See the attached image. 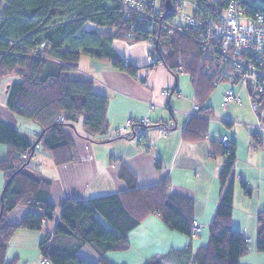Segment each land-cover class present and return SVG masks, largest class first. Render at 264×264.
<instances>
[{
  "label": "trees",
  "instance_id": "trees-1",
  "mask_svg": "<svg viewBox=\"0 0 264 264\" xmlns=\"http://www.w3.org/2000/svg\"><path fill=\"white\" fill-rule=\"evenodd\" d=\"M228 1L219 0L217 13ZM237 1L245 7L246 16L252 19L264 14V0ZM210 9L205 14L216 15ZM147 13V9L142 15L132 12L125 0H0V80L9 76L18 79L9 85L7 108L16 117L33 122L38 130L35 139L30 140L13 127L0 123V144L6 145L9 152L0 162V173L4 177L0 200V264H16L5 260V253L17 230H40L44 223L53 222L56 217V206L49 200L51 183L31 166L35 155L46 153L57 165L73 161L74 131L68 125H75L79 119L85 140L97 142L107 134L108 96L99 92L89 78L79 74L81 56L110 62L114 69L136 77L138 67L119 57L113 41L150 43L151 60L156 59L175 76L177 69H181L192 80L193 101L201 118H190L183 136L194 139L206 132L211 111L204 102L215 90L214 83L218 78L216 74L207 76L205 71L216 65L202 59L192 27L181 26L178 31H167L161 25L167 21L174 24V18L163 12L152 21L146 17ZM86 23L95 27L86 29ZM97 27L113 29V33L100 34ZM34 50L41 54H34ZM72 73L76 76L71 77ZM258 106L264 108V95ZM252 137L260 143L259 137ZM37 139L40 141L36 144ZM210 143L214 153L223 157L218 173L220 185L228 184L209 227V244L199 248L192 260L196 264H240L239 258L248 249L244 234L230 224L234 146L231 142L229 148H223L219 140ZM168 187L169 180L165 178L152 188L89 201L62 202L53 232L38 245L42 258L51 264H114L105 254L126 250L130 232L154 214L159 215L170 230L193 236L191 203L170 195ZM18 206L28 210L20 222L13 223L6 216ZM258 227L257 249L263 251V217H260ZM53 236L71 237L73 245L54 247L51 244ZM82 245L93 246L100 256L99 261L90 262L77 256ZM186 251L188 249L183 252Z\"/></svg>",
  "mask_w": 264,
  "mask_h": 264
},
{
  "label": "crops",
  "instance_id": "crops-1",
  "mask_svg": "<svg viewBox=\"0 0 264 264\" xmlns=\"http://www.w3.org/2000/svg\"><path fill=\"white\" fill-rule=\"evenodd\" d=\"M86 25V29L95 27L92 24L87 28ZM146 44L113 41L114 51L119 57L138 67L136 77L114 69L110 62H98L84 55L81 56L83 59L80 57L78 67L81 66L82 71L91 77L99 92L108 96L107 134L97 142L85 140L79 119L73 125L74 133L79 135L72 133L76 149L73 161L57 165L46 153L35 155L31 166L51 183L49 200L56 206V217L53 222L44 223L40 230H17L6 248L5 260L16 264H42L44 258L38 245L53 232L62 202L89 201L152 188L167 178L169 194L191 203V216L194 225L200 227V233L186 236L170 230L159 215H149L130 232L126 250L106 253L105 257L114 264H196L192 260L193 255L209 244V227L228 184L220 185L218 173L223 157L214 153L210 142L227 136L233 143L235 155L230 173L234 185L230 224L251 240L248 251L239 258L240 264H264V249H257L256 238L259 219H264L263 144L261 141L258 144L250 131L231 129L239 117L231 118V109L237 101L223 104L221 100L226 89L221 93L213 90L204 102L211 111L209 117H215V125H210L208 117L206 132L201 137L185 138L183 130L189 121L185 113L195 102L192 80L185 74L191 90L189 85L185 86V82L178 79V74L175 76L161 63L150 66V44ZM73 76L76 74L72 73ZM17 80L10 76L0 80V123L34 140L38 130L33 122L16 117L7 108L9 85ZM164 91H169L170 95L166 97ZM243 113L242 118L246 114ZM139 120H145L146 124H138ZM122 129H127L128 135L133 137L116 136ZM79 139L93 143V146L81 147ZM8 153V147L0 144V162ZM3 183L4 177L0 173V198ZM27 210V207L18 206L6 217L13 223L20 222ZM51 244L66 248L73 245V239L53 236ZM185 249L188 253L183 252ZM76 254L90 262L100 259L93 246L89 245H82Z\"/></svg>",
  "mask_w": 264,
  "mask_h": 264
},
{
  "label": "built area",
  "instance_id": "built-area-1",
  "mask_svg": "<svg viewBox=\"0 0 264 264\" xmlns=\"http://www.w3.org/2000/svg\"><path fill=\"white\" fill-rule=\"evenodd\" d=\"M162 2L166 4L165 10ZM125 4L129 10L138 15H142L141 13L147 9L146 17L152 21H155L157 15L161 16L163 12L166 15L169 14L172 19L174 18V24L167 21L161 25L167 31H178L181 26L193 28L202 59L216 65L212 67V70L208 68L205 71L207 76L217 75L218 80L214 83V89L224 83H239L246 88L250 108L256 120L255 124H249L246 127L252 135L259 137L264 150V108L258 106L260 97L264 95V14H258L253 19L246 16L245 7L237 0L228 1L219 13L216 10L220 4L219 0H125ZM188 4L192 8L189 13H186L184 8ZM207 9L216 15H206ZM138 11L142 12L138 13ZM176 19L178 21H175ZM157 22L159 25L160 19ZM147 28L150 31L153 30L152 27ZM33 53L41 54L35 50ZM152 60L153 64L160 63H157L156 59ZM177 71L182 70L177 69ZM225 89L221 98L223 104L237 101L234 91L230 88ZM163 93L166 97L169 96V91ZM185 114L189 118H201L195 102ZM137 123L145 125L146 121L139 120ZM118 135H128L127 129L119 130L116 133V136ZM219 141L223 148L231 146L227 136L220 138ZM192 230L193 235H198L201 231L196 225ZM245 239L248 249L251 240ZM41 263L51 264L45 259Z\"/></svg>",
  "mask_w": 264,
  "mask_h": 264
},
{
  "label": "rangeland",
  "instance_id": "rangeland-1",
  "mask_svg": "<svg viewBox=\"0 0 264 264\" xmlns=\"http://www.w3.org/2000/svg\"><path fill=\"white\" fill-rule=\"evenodd\" d=\"M191 8H192V6L190 4L186 5V7L184 8L185 9L184 12L189 13ZM175 21H178V19H176ZM86 24H87L86 25L87 28H91L92 27V25H90V23H86ZM96 30H98V32L100 34L109 35L110 33H113V29H110V28H98L97 27ZM143 43H145V42H143ZM147 44H150V43H147ZM81 59H83V58L81 57ZM82 70H83L82 67L79 66L78 67L79 74L81 76H85V77L90 79L91 77L88 74L84 73ZM177 72H178V79L179 80L181 79L183 82H185V86L188 87V85H189L190 89L192 90L191 84L189 83L187 75H185L181 71L180 72L177 71ZM225 88L232 89L234 91V95L236 96V99H237V103L231 109L232 112H233L232 115H231V118L236 117V115H237L239 117L237 119H239V120H236V122L233 124L231 129H234V130L240 129V130H244V131H249V129L246 126L249 125V124H255V120H254L252 109H250V99L247 96L246 88H244L239 83H234V84L224 83V84H221L219 87L215 88L214 93H217V92L221 93ZM169 95H170V93H169ZM243 112H245L246 114H245V117L242 118V115H244ZM235 119L233 121H235ZM209 122H210V125H215L214 124L215 117H209ZM226 129L227 128H225V130ZM79 141H80V146L81 147L86 146V145H87V147H92L93 146L92 145L93 143H90V142H87V141L84 142V141H82L80 139H79ZM144 149H145V147H144ZM149 153H151V152H149Z\"/></svg>",
  "mask_w": 264,
  "mask_h": 264
},
{
  "label": "water",
  "instance_id": "water-1",
  "mask_svg": "<svg viewBox=\"0 0 264 264\" xmlns=\"http://www.w3.org/2000/svg\"><path fill=\"white\" fill-rule=\"evenodd\" d=\"M168 7L170 6L168 3H167ZM69 128H71L74 132L76 131L74 126L73 125H68ZM39 139H37V141L35 142L36 144L39 143ZM2 199V197L0 198V200ZM0 218H1V213H0Z\"/></svg>",
  "mask_w": 264,
  "mask_h": 264
},
{
  "label": "bare ground",
  "instance_id": "bare-ground-1",
  "mask_svg": "<svg viewBox=\"0 0 264 264\" xmlns=\"http://www.w3.org/2000/svg\"><path fill=\"white\" fill-rule=\"evenodd\" d=\"M187 116V115H186ZM188 119H190L188 116H187Z\"/></svg>",
  "mask_w": 264,
  "mask_h": 264
}]
</instances>
